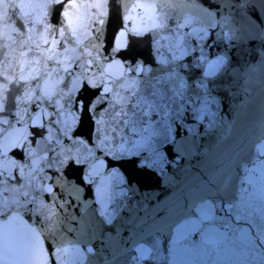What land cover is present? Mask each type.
Returning <instances> with one entry per match:
<instances>
[{
	"label": "snow or ice",
	"instance_id": "6c2138e0",
	"mask_svg": "<svg viewBox=\"0 0 264 264\" xmlns=\"http://www.w3.org/2000/svg\"><path fill=\"white\" fill-rule=\"evenodd\" d=\"M237 16L264 32L258 0H0V264H264Z\"/></svg>",
	"mask_w": 264,
	"mask_h": 264
},
{
	"label": "water",
	"instance_id": "95a60500",
	"mask_svg": "<svg viewBox=\"0 0 264 264\" xmlns=\"http://www.w3.org/2000/svg\"><path fill=\"white\" fill-rule=\"evenodd\" d=\"M258 2L264 4V0H258ZM236 28L241 34L242 40L247 41L250 39H256L261 41V43H264V32H261L259 29H257L254 25H252L242 16H237ZM245 47L246 45H242L240 50L242 60L247 58L244 54ZM249 117L255 119L256 121H259L261 117H264V86H261L259 84L255 87L253 99L250 104ZM137 178L139 179L142 187H145L148 190L156 189L163 191L159 187V182L157 178L148 177V176H138ZM189 179L194 180V177L189 175ZM173 215H175V213H173ZM65 219L67 220L68 218L65 217ZM68 239L70 241H74L75 237L72 233L69 232ZM87 239L88 237H81V242ZM192 261H193V257L191 256H183V255L177 256V264H192Z\"/></svg>",
	"mask_w": 264,
	"mask_h": 264
}]
</instances>
